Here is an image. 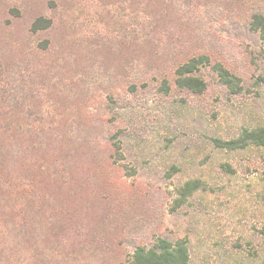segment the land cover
I'll return each mask as SVG.
<instances>
[{"label":"rangeland","instance_id":"1","mask_svg":"<svg viewBox=\"0 0 264 264\" xmlns=\"http://www.w3.org/2000/svg\"><path fill=\"white\" fill-rule=\"evenodd\" d=\"M257 12L264 0H0V264H128L156 237L184 238L190 264H259L264 145L214 143L264 124ZM200 55L206 88L176 87Z\"/></svg>","mask_w":264,"mask_h":264},{"label":"trees","instance_id":"2","mask_svg":"<svg viewBox=\"0 0 264 264\" xmlns=\"http://www.w3.org/2000/svg\"><path fill=\"white\" fill-rule=\"evenodd\" d=\"M38 23L39 21H36L34 27ZM250 27L264 38V14L260 12L253 13L250 19ZM201 65H210L207 56L191 57L187 61L180 63L173 73L172 79L175 86L192 93L202 92L206 88V82L198 74V68ZM212 69L220 82L231 92H236L241 88L239 78L221 63H213ZM169 88V81L165 78L162 79L160 89L163 92H168ZM214 143L216 146L226 149L244 148L249 144L262 146L264 145V124L251 128H242L236 137L226 140L214 139ZM198 186V181H186L180 188V192L184 195ZM259 233L264 237V226L260 228ZM189 259V250L184 238L172 241L164 237H156L150 246L136 247L128 264H190ZM259 264H264V258Z\"/></svg>","mask_w":264,"mask_h":264}]
</instances>
